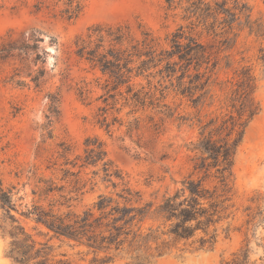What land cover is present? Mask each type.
<instances>
[{"label":"trees","instance_id":"trees-1","mask_svg":"<svg viewBox=\"0 0 264 264\" xmlns=\"http://www.w3.org/2000/svg\"><path fill=\"white\" fill-rule=\"evenodd\" d=\"M6 1L0 0V9ZM165 3L174 17L179 11L180 20L187 24H180L171 34L169 49H159L157 40L147 31L136 36L127 25H97L76 40L74 55L104 77L101 88L104 103L107 99L117 102L116 98H120L133 112L137 108L160 107L167 91L194 109L206 100L210 101V106L216 99L219 114L203 124L198 120L199 139L194 147L198 156L193 160L192 172L175 182L176 188L165 194L159 203H154L132 188L126 174L108 157L104 144L96 137L87 138L83 155L72 161L67 158L68 146L58 144V157L64 163L57 168L55 164L47 167L52 177L39 178L35 183L31 193L37 197V202L19 211L13 200V189H4L0 183V209L4 213L0 231L9 238L4 254L12 264H73L65 255H51L49 242L52 240L80 249L76 255L81 261L90 257L88 264L117 261L155 264L170 255L183 258L187 254L211 251L219 231H229V227L221 229L218 225L230 215V179L235 157L248 125L261 111L258 83L249 66L233 68L226 53L234 39L206 44L192 32L202 26L215 38L217 29L231 30L235 22L252 31L251 9L242 0L211 3L165 0ZM34 8L37 12L47 10L54 18L72 21L82 12L84 2L35 0ZM39 35L31 31L17 40L8 36L0 45V60L22 62L33 57L32 63L37 65L46 55L40 46L44 40ZM221 70H229L231 77L218 80L217 72ZM44 74V70L39 69L36 75L28 76L38 87ZM155 75H159L156 86L149 79ZM136 79L145 80L147 87L134 84ZM165 81L167 86H163ZM216 88L222 93L219 98L214 94ZM78 91L80 98L88 93L85 87ZM157 92L159 97H156ZM58 103V98L51 97L50 113ZM100 111L98 123L108 129L111 124L107 123L105 112ZM46 119L50 122V116ZM87 169H93L91 177L83 180L80 175ZM59 174V181L64 183L61 186L53 179ZM98 184L110 191L98 194L94 202L80 212L70 209L68 203L74 200L72 194L82 195L87 186V192H93ZM12 212L42 227L48 240L37 242Z\"/></svg>","mask_w":264,"mask_h":264},{"label":"rangeland","instance_id":"rangeland-1","mask_svg":"<svg viewBox=\"0 0 264 264\" xmlns=\"http://www.w3.org/2000/svg\"><path fill=\"white\" fill-rule=\"evenodd\" d=\"M215 1L220 0H205ZM242 1L251 9L252 31L235 22L231 30L227 27L217 29L215 38L202 26L192 32L206 44L234 39L232 48L226 53L233 68L249 66L258 83L261 111L248 125L235 157L230 179V215L218 225L221 229L229 227V231H219L211 251L187 254L183 258L170 255L155 264H264V0ZM83 2L82 12L72 21L54 18L44 9L37 12L35 0H7L0 9V45L8 36L17 40L23 34L37 31L44 40L40 46L46 51L35 66L33 57L22 62L0 60V183L4 189H13V200L19 211L37 202L31 191L39 178L52 177L47 167L55 164L57 168L64 163L58 157V144L68 146L67 158L72 161L83 155L84 141L93 137L104 144L108 157L126 174L132 188L140 191L145 200L159 203L165 194L176 188L175 182L192 172L193 160L198 156L194 151L199 139L198 120L203 124L219 114L216 99L210 106V101L206 100L194 109L171 91L166 92L165 100L158 105L167 107L148 106L133 112L120 98H116L117 102L107 99L104 103L101 89L104 77L74 55L78 38L97 25H127L136 36L147 31L157 40L159 49H169L171 34L180 24H187L180 20L179 11L174 17V13L167 10L165 0ZM39 69L45 74L36 87L31 77ZM217 76L224 81L231 77V72L221 70ZM149 79L156 86L159 75ZM133 83L147 87L142 79ZM81 87L88 90L83 98L78 91ZM214 94L216 97L222 95L218 88ZM51 97L59 100L52 113ZM156 97H159L158 92ZM100 110L111 124L108 129L98 123ZM92 170L82 171L80 177L87 180ZM59 177L60 174L53 179L61 186L64 183ZM88 188L82 195H71L74 200L68 204L72 211L80 212L91 205L98 194L110 191L101 184L93 192H87ZM61 211L66 209L63 207ZM12 214L37 242L48 240L42 227L23 220L15 212ZM3 219L0 209V224ZM8 242L9 238L0 231V264H12L4 254ZM49 244L51 255H65L73 264H88L90 257L81 261L76 255L80 249H71L57 240Z\"/></svg>","mask_w":264,"mask_h":264}]
</instances>
